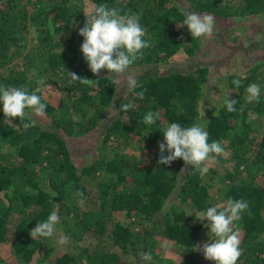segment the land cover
<instances>
[{
  "label": "trees",
  "instance_id": "obj_1",
  "mask_svg": "<svg viewBox=\"0 0 264 264\" xmlns=\"http://www.w3.org/2000/svg\"><path fill=\"white\" fill-rule=\"evenodd\" d=\"M187 1L196 12L222 18L264 13V0ZM89 3L91 12L107 4L138 15L153 47L132 67H164L140 76V86L125 91L118 110L122 103L133 107L117 112L102 129L93 159L78 165L71 141L79 144L99 126L118 91L116 78L106 70L95 76L80 51L79 29ZM185 13L179 0H0V85L33 92L44 78L37 94L46 104L45 117L33 116L36 126L28 130L19 118L5 117L0 104V254L9 250L22 264H214L195 251L201 241L214 239L200 214L233 199L249 204L234 222L242 249L237 264H264V58L252 61L244 74H227L231 94L224 95L238 102L235 112L227 110L226 97L205 106L203 116L210 65L170 68L180 51L191 57L203 42L183 25ZM68 72L100 79L98 86L71 82ZM237 79L239 88L233 84ZM251 84L261 87L258 102L247 100ZM143 89L141 100L135 93ZM149 111L160 113L155 124L143 123ZM201 121L209 143L220 141L229 157H216L206 174L182 159L158 164L164 129L173 122L188 127ZM133 141L147 150L144 157L120 151ZM219 159L231 160L232 167L222 169ZM56 205L57 233L71 243L62 249L53 237L30 236ZM166 241L184 257L159 259L157 244ZM142 252L153 260L143 261Z\"/></svg>",
  "mask_w": 264,
  "mask_h": 264
},
{
  "label": "clouds",
  "instance_id": "obj_2",
  "mask_svg": "<svg viewBox=\"0 0 264 264\" xmlns=\"http://www.w3.org/2000/svg\"><path fill=\"white\" fill-rule=\"evenodd\" d=\"M183 25H186L192 38L212 37L215 28V18L210 14L185 13ZM140 17L136 14H121L120 9L100 4L94 7L86 18L84 26L79 29V35L83 37L80 51L87 62L90 71L97 77L101 70H107L109 74H115L117 79L113 83L125 82L128 90H135L140 86L139 79L129 69L144 55L143 50L153 47L144 39L146 30L139 23ZM71 82H79L82 85L95 88L100 79H89L68 72ZM38 85L33 92L27 87H11L0 85V104L3 114L11 119L19 118L25 130L36 126L37 121L33 116L43 118L46 115V104L37 93L45 86V79L39 78ZM233 84L239 88L241 81L234 80ZM50 86V85H49ZM147 89L136 92L141 100ZM248 102H258L261 96V87L251 84L246 89ZM236 100L225 99L224 104L229 112H235ZM133 105L122 103L119 112H127ZM27 110H30L27 111ZM117 111V110H116ZM204 116V112H203ZM202 116V117H203ZM160 119L159 112L149 111L143 118V123L152 125ZM27 121V122H24ZM203 121V120H202ZM194 123L188 127H182L179 123H170L163 132V141L158 144L160 153L158 164L171 165L173 161L182 159L185 165H191L201 172H208V162L224 154V147L220 141L209 143V135L204 122ZM167 151V155H165ZM77 195L83 196L78 192ZM59 206L53 210L46 220L37 222L36 227L30 231L32 239L52 238L57 233V225L60 222L58 215ZM249 209V204L244 200L228 199L225 205L209 207L206 212L200 214L201 220H206L205 226L210 223V231L214 239H209L202 246H196L195 251H202L206 260L214 264H237L242 249L238 230L234 229V222L241 219V213ZM69 242L67 236L61 235L58 239L60 245ZM141 259L151 262V253H140Z\"/></svg>",
  "mask_w": 264,
  "mask_h": 264
},
{
  "label": "rangeland",
  "instance_id": "obj_3",
  "mask_svg": "<svg viewBox=\"0 0 264 264\" xmlns=\"http://www.w3.org/2000/svg\"><path fill=\"white\" fill-rule=\"evenodd\" d=\"M179 2L183 6H186L188 12H195L201 15L209 14L205 12H196L190 7L187 0H179ZM91 10L92 4L89 3L87 6L88 13H90ZM213 17L216 21L213 36L210 38L203 37L201 48L191 57L186 56L185 52L180 51L171 62L170 67L172 69H194L199 65H210L211 72L209 75L208 87L206 95L201 102L202 114L205 112L206 107L211 108L217 103H222L227 97V95H224V92L227 91V94L228 92L231 94L230 89L227 87V74L231 72L244 74L252 61L259 57L264 58V13L230 18ZM163 67V65H144L132 67L129 71L135 73L139 78L156 69L160 71ZM112 75L117 79L115 74ZM127 89L125 82L118 84L116 98L112 105L108 107L99 126L95 130L84 135L79 144L71 141L74 159L78 165L89 163L95 156L96 146L101 139L102 129L107 126L117 114L118 104ZM120 151L130 153L132 156L144 157L147 150L143 149L137 141H133L127 146L120 147ZM110 153L113 152L111 151ZM224 155L229 157L230 153L225 152ZM212 161L213 160H210L208 165L213 164ZM217 162L222 169L232 167L233 165V162L229 159L227 161L219 159ZM58 239L59 233H56L53 240L58 249L66 247L67 244H71L69 241L66 245H60ZM203 244L204 243L201 241V248ZM8 251H2L0 254V256L5 258V261H1L0 264H22L14 255H10ZM156 252L158 253V258L161 260L170 259L179 261L184 257L183 251H180L179 248L167 241L157 244ZM199 252L203 254L202 251ZM31 264L38 263L35 261ZM209 264L213 263L210 262Z\"/></svg>",
  "mask_w": 264,
  "mask_h": 264
}]
</instances>
